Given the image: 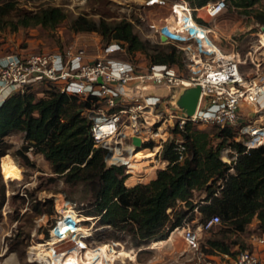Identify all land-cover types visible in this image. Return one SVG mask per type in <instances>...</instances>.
<instances>
[{
	"label": "trees",
	"instance_id": "1",
	"mask_svg": "<svg viewBox=\"0 0 264 264\" xmlns=\"http://www.w3.org/2000/svg\"><path fill=\"white\" fill-rule=\"evenodd\" d=\"M179 1L197 9L216 0ZM226 1L242 13L250 14L264 28V0ZM16 4L17 0H0V32L31 27L53 30L66 18L58 6L38 5L32 10H22ZM256 4L260 7L252 12ZM69 28L73 32H96L105 40L110 39L109 42H119L128 54L135 51L145 54L150 63L182 67L181 54L174 46L164 44L149 49L148 42L141 40L133 32L132 23L125 19L95 22L77 16L71 20ZM33 88H40L41 96H36L38 92ZM90 103L59 92L50 84L14 92L0 105V147L9 133L23 132L26 144L42 155L52 173L61 176L66 184L87 188L97 224L127 231L132 246L165 239L174 228H180L187 224L186 220L193 218V209L199 215L198 223L215 215L219 220L216 225L232 232L243 230L255 217L257 229L264 235L262 148L244 151L241 144L231 141L229 146L236 151V157L228 166L220 161L219 151L223 140L234 135L233 131L219 128L216 136L222 140L213 146L207 131L187 124L180 133L186 148L184 159L176 161L172 144L165 143L160 152V158L167 162L164 168L157 169L149 182L128 187L124 184L127 177L124 167L107 165L106 151L93 145L89 135L90 122L82 114L83 108L89 107ZM142 151L146 149L135 152ZM198 190H203L204 196L193 203L192 194ZM113 239L118 238L114 236ZM207 243L220 254L235 253L229 252L228 245L219 240H207Z\"/></svg>",
	"mask_w": 264,
	"mask_h": 264
},
{
	"label": "rangeland",
	"instance_id": "2",
	"mask_svg": "<svg viewBox=\"0 0 264 264\" xmlns=\"http://www.w3.org/2000/svg\"><path fill=\"white\" fill-rule=\"evenodd\" d=\"M224 1V10L213 18H208L202 8L194 11L196 18L209 29V38L222 53H232L245 60L239 66L243 75L264 77V47H259L257 42L261 38L259 24L250 14L242 13ZM147 2L148 0H17L16 6L22 10H32L38 5L58 6L66 18L53 30L38 27L19 28L16 31L4 29L0 32V56L53 51L74 52L78 49L84 52L86 58L100 55L103 46L110 39L105 40L96 32L71 31L69 24L77 16L95 22L125 19L132 23L133 32L141 40L148 42L149 49L152 46H163L164 44L157 43L150 27L163 24L172 5L180 2L152 0L153 3L149 5ZM259 7V4L253 6L252 12ZM125 51L123 47L118 57L139 66L149 62L143 53L135 51L128 54ZM180 73L185 75V69H180ZM32 90L38 92L36 96H41L40 88ZM248 115L253 117L252 113ZM197 129L209 133L208 138L213 146L222 140L216 136L219 128L213 125ZM233 136L223 140L220 150L232 148L229 143L235 142ZM2 142L0 264H42L38 262V254H42L51 264H59L60 256L54 255L59 246L56 247V242L50 243V240L53 234L57 235L59 223L70 218L75 225L68 223L59 232L60 236L82 235L80 239L90 248L82 247L87 255L85 261H77L79 264H221V254L211 248L207 240H219L228 245L229 252L234 253L237 250L251 249V242L255 237H264L257 229V219L252 217L239 232H232L221 225L200 230L198 243L194 248L186 246L179 227L169 232L170 238L165 243L149 240L137 247L132 246L127 231L113 230L97 224V217L91 212V199L87 188L83 185L66 184L61 176L52 173L49 163L42 155L26 144L23 132H11ZM148 147L146 150L153 153L151 147ZM137 158L132 161L133 176L129 180L132 184L126 178L125 186L147 183L154 178V171L161 169V163L152 155H140ZM136 176L142 178L136 181ZM203 196V190L194 191L192 202L199 201ZM192 212L193 218L185 223L190 229L197 230L199 215L196 209ZM219 229L227 231L221 233ZM114 236L118 239L114 240ZM103 244L104 249H98ZM117 247L119 251H116Z\"/></svg>",
	"mask_w": 264,
	"mask_h": 264
},
{
	"label": "built area",
	"instance_id": "3",
	"mask_svg": "<svg viewBox=\"0 0 264 264\" xmlns=\"http://www.w3.org/2000/svg\"><path fill=\"white\" fill-rule=\"evenodd\" d=\"M179 2L169 9L163 24L150 28L157 43L172 45L180 52L181 68L150 62L139 66L119 58L118 53L123 48L115 41L105 44L101 54L94 58H86L81 49L6 54L0 56V105L14 92L48 84L82 101L89 100L91 103L83 108L82 114L90 122L93 145L106 151L107 165L126 167V178L133 176V168L126 163L130 154L148 150V146L161 168L167 163L160 158L165 143L172 144L176 161L181 162L186 148L180 133L187 124L195 128L213 125L230 129L234 133L233 140L241 144L244 151L259 147L264 150V77L243 75L239 66L245 60L232 53H222L209 38V29L192 14L198 8ZM152 3L148 0L147 5ZM200 8L208 18H213L224 10L225 1L216 0ZM259 30L264 36V28ZM257 42L259 47H264L260 39ZM182 68L185 75L180 73ZM195 86L199 88L196 105L187 115L174 105V99L179 90ZM249 113L253 117H249ZM132 138L139 139V149L133 145ZM235 157L233 148L219 151V159L228 166ZM136 177V181L142 178ZM65 222L75 225L71 218L62 223ZM218 223V217L213 215L198 223L200 229H190L188 224L181 226L186 246L196 247L200 230ZM253 241L264 246L263 236ZM221 256V264H264L252 249Z\"/></svg>",
	"mask_w": 264,
	"mask_h": 264
},
{
	"label": "bare ground",
	"instance_id": "4",
	"mask_svg": "<svg viewBox=\"0 0 264 264\" xmlns=\"http://www.w3.org/2000/svg\"><path fill=\"white\" fill-rule=\"evenodd\" d=\"M153 23V22H152ZM156 26V25H155ZM262 46H264V36L261 35L260 38ZM259 48V47H258ZM153 151V150H152ZM142 157H150L153 155V153L146 151H142L140 153H135L132 152L130 154V157L128 159L127 164H130V168L132 167V161H135V159L139 156ZM133 156V157H132ZM132 157V159H131ZM138 159V158H137ZM124 163V164H126ZM132 178V176L129 177V180ZM130 184V182L128 181ZM134 183V182H133ZM89 218V217H86ZM72 219V218H71ZM73 220V219H72ZM69 222H65L64 224L61 222L59 224V227L57 228L58 233L57 235H52V238L50 240V243L56 242L54 245L56 247L59 246L54 252V255H59L60 256V263L59 264H79L77 261H85L86 259V251L84 252L82 250V247L88 248L85 243L80 239L82 235H71L69 234L68 236H60V231L68 226ZM77 227V226H76ZM72 233V232H71ZM98 249H104V244L101 245ZM51 251V250H50ZM38 262H42V264H51L49 260H47L45 257H43L42 254H38Z\"/></svg>",
	"mask_w": 264,
	"mask_h": 264
},
{
	"label": "water",
	"instance_id": "5",
	"mask_svg": "<svg viewBox=\"0 0 264 264\" xmlns=\"http://www.w3.org/2000/svg\"><path fill=\"white\" fill-rule=\"evenodd\" d=\"M161 40H164V38L161 37ZM198 93H199V88L197 86L183 88L178 91L177 96L174 99V105L185 114L190 115L193 112L194 107L196 105ZM132 143L137 149L141 147L138 138H132Z\"/></svg>",
	"mask_w": 264,
	"mask_h": 264
},
{
	"label": "crops",
	"instance_id": "6",
	"mask_svg": "<svg viewBox=\"0 0 264 264\" xmlns=\"http://www.w3.org/2000/svg\"><path fill=\"white\" fill-rule=\"evenodd\" d=\"M141 150H142V149H141ZM154 173H155V171H154ZM169 238H170V236H168L166 239H164V240H160V241H158V242H163V243H165V242H167V240H168ZM251 243H252V244H251V245H252L251 249L257 253V255H258V257L260 258V260L264 261V246H261V245H259V244H255V241H252ZM117 249H118V250H116V251H119V248H118V247H117Z\"/></svg>",
	"mask_w": 264,
	"mask_h": 264
}]
</instances>
